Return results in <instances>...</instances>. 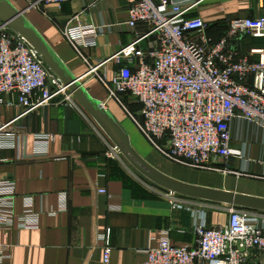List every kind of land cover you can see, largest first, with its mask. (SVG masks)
Listing matches in <instances>:
<instances>
[{
    "label": "crops",
    "instance_id": "1",
    "mask_svg": "<svg viewBox=\"0 0 264 264\" xmlns=\"http://www.w3.org/2000/svg\"><path fill=\"white\" fill-rule=\"evenodd\" d=\"M24 11L72 72L81 77L90 93L102 100L123 122L125 109L103 86L97 75L65 37L63 31L75 16L83 23L105 27L95 47L82 49L91 64L105 60L144 35L148 27H131L127 21L133 0H69L61 5L35 7L31 0H11ZM197 3L189 16H200L209 25L207 35L218 40L229 31L233 18L259 17L260 0H180ZM76 23V22H74ZM232 46L240 56L262 47L264 40L245 35ZM157 45L155 36L144 41ZM114 61L99 68L112 77ZM0 127L18 135L16 146L0 148V180L14 186L11 227L0 229L3 264H144L145 250L169 236L174 245L194 244L196 224L208 226L229 221L227 205L192 198L190 209H174L165 191L137 171L125 158L107 155V137L89 112L76 100L53 103L26 112L18 94L3 96ZM10 103V104H7ZM232 146L242 156L220 159L217 170L203 172L175 169L167 174L190 183L264 197V129L256 123L234 118ZM41 135H52L43 147ZM45 148L38 153L37 147ZM172 169H174L172 167ZM105 189L106 193L100 190ZM29 217L30 226L21 219ZM111 230L112 254L104 262L102 236ZM264 264V257L260 258Z\"/></svg>",
    "mask_w": 264,
    "mask_h": 264
},
{
    "label": "built area",
    "instance_id": "2",
    "mask_svg": "<svg viewBox=\"0 0 264 264\" xmlns=\"http://www.w3.org/2000/svg\"><path fill=\"white\" fill-rule=\"evenodd\" d=\"M31 1L42 8L69 0ZM260 1L264 9V0ZM196 5L180 0H133L127 23L131 27L144 24L148 31L96 64H91L82 49L95 47L105 27L83 23L77 15L63 33L88 63L89 73L99 77L110 98L130 114L161 155L186 167L217 170L220 159L242 156V151L232 146L234 118L264 129V45L240 56L231 42L245 35L264 40V13L230 19L227 34L214 40L207 35L209 25L202 17L189 16ZM151 36L157 45L144 44ZM110 61L118 65L112 77L98 71ZM13 92L26 112L50 105L58 96L63 102L76 101L40 53L0 21V106L6 103L3 96ZM128 103L137 105L138 111L129 112ZM6 126L0 127V148L15 147L18 135L6 132ZM106 137L107 155L124 157ZM48 138L54 136L41 135L37 143L44 147ZM44 149L37 147L38 153ZM152 184L165 191L174 209H190L191 197ZM14 193L13 185L6 189L0 180V229L13 224ZM210 202L227 205V223L208 226L199 220L194 244L174 245L166 236L158 246L145 250L144 264H260L264 257V211ZM29 221L24 216L19 224L28 228ZM101 238L105 242L104 262L109 263L111 230ZM5 249L0 248V264Z\"/></svg>",
    "mask_w": 264,
    "mask_h": 264
},
{
    "label": "water",
    "instance_id": "3",
    "mask_svg": "<svg viewBox=\"0 0 264 264\" xmlns=\"http://www.w3.org/2000/svg\"><path fill=\"white\" fill-rule=\"evenodd\" d=\"M0 21L23 36L40 53L45 64L61 78L74 98L89 112L124 157L147 179L184 196L264 211V197L190 183L157 168L135 148L121 120L102 100L90 93L81 77L72 72L23 10L17 8L11 0H0Z\"/></svg>",
    "mask_w": 264,
    "mask_h": 264
},
{
    "label": "rangeland",
    "instance_id": "4",
    "mask_svg": "<svg viewBox=\"0 0 264 264\" xmlns=\"http://www.w3.org/2000/svg\"><path fill=\"white\" fill-rule=\"evenodd\" d=\"M130 106V105H129ZM129 112H133L132 107H128ZM125 111V110H124ZM122 122V121H121ZM123 125L126 127L128 132L131 135L132 143L135 148L143 155L149 158V160L164 170H168L169 172L175 173V169L187 170V171H195V172H203L201 169H194L190 167L183 166L178 163H174L169 161L163 155L159 153V151L155 148V146L142 134L140 129L132 120L130 114L125 111V117L123 120ZM172 167L174 169H172Z\"/></svg>",
    "mask_w": 264,
    "mask_h": 264
},
{
    "label": "trees",
    "instance_id": "5",
    "mask_svg": "<svg viewBox=\"0 0 264 264\" xmlns=\"http://www.w3.org/2000/svg\"><path fill=\"white\" fill-rule=\"evenodd\" d=\"M255 38V37H254ZM126 100H128V99H126ZM129 104V103H128ZM130 105V106H129ZM128 105V107H132V110H133V113H136L137 111H138V106L137 105H135V104H129Z\"/></svg>",
    "mask_w": 264,
    "mask_h": 264
}]
</instances>
